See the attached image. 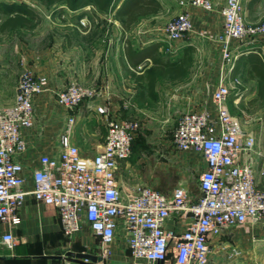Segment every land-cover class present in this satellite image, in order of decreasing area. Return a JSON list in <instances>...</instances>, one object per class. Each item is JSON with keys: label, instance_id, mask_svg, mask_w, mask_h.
<instances>
[{"label": "built area", "instance_id": "built-area-1", "mask_svg": "<svg viewBox=\"0 0 264 264\" xmlns=\"http://www.w3.org/2000/svg\"><path fill=\"white\" fill-rule=\"evenodd\" d=\"M176 2L182 8H213L211 0ZM219 12L220 31L212 34L201 30L197 34L219 44L221 67L230 70L236 56L231 42L264 36V18L246 23L241 0H224ZM80 23L88 24L85 20ZM163 31L169 40L189 36L193 26L188 13L184 9L176 12L166 20ZM142 67L138 64L136 69ZM47 82L44 74L23 66L12 102L0 107V222L18 223L19 207L30 194L36 201L55 207L61 232L68 240L85 221L99 240V254L104 259L110 255V244L117 234L123 236L129 264H154L157 260L165 264H215V257L233 258L241 253L226 236L246 222L264 221V189L255 186L251 163L243 156L252 148L253 135L243 131L240 119L227 105L228 94L237 90L236 76L228 82L220 80L211 90L212 109L205 105L186 108L175 121L174 146L198 153L203 161L197 177L199 195L193 199L180 185L168 193L147 184L123 188L117 169L130 153L137 120L111 115L106 106L96 105L95 110L104 116V138L90 155L84 154L70 139L71 111L99 90L77 82L49 88ZM45 90L65 108L66 122L58 136V152L38 154L31 170L32 187L25 189L19 159L27 148L22 129L31 126L33 99ZM172 214L177 225L166 229L165 221ZM19 239L10 230L1 232L0 246L12 251Z\"/></svg>", "mask_w": 264, "mask_h": 264}, {"label": "crops", "instance_id": "crops-1", "mask_svg": "<svg viewBox=\"0 0 264 264\" xmlns=\"http://www.w3.org/2000/svg\"><path fill=\"white\" fill-rule=\"evenodd\" d=\"M158 1L161 5L160 9L154 13L139 15L130 27L124 31V36L129 39L133 47H140L152 41H160L159 50L170 52L172 55H176L183 44H191L194 47V51L191 54V64L187 68L186 75L176 80L157 78L154 81V92L162 100L176 104L177 108H200L205 105L209 109H212V103L209 98L211 90L220 80L228 82L232 76L229 73L230 70L221 67L219 44L211 38L197 34V32L207 30L214 34L220 31L222 17L219 8L224 0H211L213 4L211 10L190 5L182 8L178 6L176 0ZM241 3L246 23H252L263 18L264 0H241ZM88 9L95 11L98 14V18L104 23V26L114 31V38L119 39V45L116 48L104 51V66L100 75L102 83L98 88L100 93L97 96L82 99L71 111L74 122L70 131V139L78 146L79 150L85 146L86 142L94 146L101 144L105 133L104 116L95 110V106L98 104L104 105L103 103L106 102V105L109 104L108 107L111 108L115 101H117L115 97L123 95L124 90L122 89L128 88H125V85L128 83L125 82L124 72L132 78L127 72L128 63L123 53V41L119 38L121 31L120 24L118 19L113 16L112 11L98 12L93 5L88 4L75 10L63 8L64 14H62L73 13L78 15L75 19L76 21H71V23L76 28H82L83 31H87L91 25V21L89 22L86 16ZM182 9L189 15L193 31L189 36L182 39L169 40L164 34L163 25L166 20ZM80 20L87 21V26L82 25ZM9 31L0 36H5ZM258 37V39L253 41L246 39L235 44L232 41L231 44L236 54L241 48L250 46H256L260 52L264 53V37ZM169 42H173L174 46H171ZM6 43L0 41V107L12 102L18 75L17 67L9 64L6 60H2L1 53L7 46L14 52H18L17 49L22 48L20 41H12L7 46ZM99 54H101L100 50H94V59L91 62H96ZM16 56L19 57L21 55L16 54ZM21 59H23L22 56ZM33 69L35 73L46 74V71H43V69L37 67ZM78 72L76 79L88 84V77L90 76L92 79L96 74V69H86L80 66ZM234 76L239 80L237 90L236 92L231 90L227 96V101L231 95L232 105L235 107L238 104H244L245 107L247 104H256L253 109L248 111L240 109L243 118V124L241 122L242 129L244 132L253 135L254 138L252 148L246 151L243 156L248 158L251 163L255 186L264 189V104H259L258 100L254 98V79L247 78L244 71H240ZM103 78H105V82H103ZM132 79L135 80L134 78ZM47 81L49 88L60 86L56 80L51 79L48 75ZM139 82L144 84L141 81ZM65 122L66 110L55 101L54 95L50 90L42 91L34 97L32 124L29 128L22 129L27 141V148L19 156L23 165V187L25 189L32 187L31 170L36 165L38 154L47 153L54 155L58 152V136L63 130ZM184 155L190 162L193 161L195 163L198 172L203 168V161L198 153L184 151ZM123 161H120L119 165ZM118 179L120 180L119 177ZM120 183L123 188H127L130 185H125L121 180ZM18 214L19 222L14 225H10L6 221L0 222V233L10 230L16 237L20 238L14 245V248H23V250L15 251L12 254L13 250L5 252L6 248L0 246V264H5V258H21L27 261L28 264H49L37 262L36 259L40 257L36 255L44 252L50 253L48 251L49 248L59 247L62 240L68 241L61 232L55 207L51 204L36 201L30 194H26L19 207ZM175 219L176 216L174 214L167 218L165 228L173 229L177 225ZM262 233H264V221L259 223L246 222L241 227L232 229L226 237L236 239V243L234 244L239 246L241 255L244 252L245 257L257 256L263 258L264 239L257 237ZM71 239L75 240L78 246H87L94 240L85 221L82 222L81 229ZM76 250L80 251V249ZM110 250V255L107 258L116 260L126 259L123 236L117 234L114 241L110 244ZM4 255L11 256L4 257Z\"/></svg>", "mask_w": 264, "mask_h": 264}, {"label": "rangeland", "instance_id": "rangeland-1", "mask_svg": "<svg viewBox=\"0 0 264 264\" xmlns=\"http://www.w3.org/2000/svg\"><path fill=\"white\" fill-rule=\"evenodd\" d=\"M15 1L27 3L38 12L39 17L31 29L16 28L10 30L5 36H0V41L7 42L6 46L12 41H20L22 45V48L17 49L18 52L10 50L7 46L1 53V59L17 67L18 73L23 66H27L33 71L34 67L45 70L51 79L60 84L58 88L69 82H77L98 89L102 83L100 75L104 66V51L119 45V39L114 38V31L104 26V23L98 18V14L92 9L87 10L86 16L88 21H91V25L87 31H83L82 28H76L71 23V21H76L78 16L76 14L65 13L63 15V13L62 16L57 17L53 12L56 7H46L40 0ZM262 17L264 18V15ZM169 43L174 46L173 42ZM235 43H240V41H234L233 44ZM94 50H100L101 54L98 55L99 58L96 62H91L94 59ZM16 54L21 55L23 59L21 56L17 57ZM80 66L86 69H96L95 76L92 79L90 76L88 77V84L76 79ZM43 74L47 77L45 73ZM124 75L125 82L128 83L125 88H128L122 89L124 90L123 95L115 97L119 102L115 101L111 108L108 107L109 104L106 105V102H102L108 108L109 114L134 118L138 122L130 153L119 165L117 176L125 185L147 184L164 193H168L174 186L180 185L185 189L188 198L193 199L199 194L197 188L198 168L193 161L190 162L185 158L184 151L178 150L172 142L174 124L183 109L177 108L176 104L167 100H162L156 93L153 97L144 96L143 99H138L136 92L143 87L142 83L133 80L125 72ZM97 95L98 93L94 96ZM255 106L254 103L247 104L246 107L244 104H238L233 107V112L243 124L240 109L248 111ZM80 150L82 153L90 155L95 150V146L86 142ZM237 228L239 227L235 229ZM257 237L264 239V233ZM93 238L94 240L87 246H78V243L73 239L62 240L59 247L49 248L48 251L54 253L59 248L68 247L72 250L80 249V251L99 253L100 242L95 236ZM232 238L229 242L236 243V239ZM20 250L22 251L23 248H13L12 254ZM6 251L8 252L7 249ZM172 253L171 250L170 262ZM41 262L77 264L62 258L57 260L46 258ZM215 264H264V257H245L243 252L242 255L240 253L233 258L215 257Z\"/></svg>", "mask_w": 264, "mask_h": 264}, {"label": "trees", "instance_id": "trees-1", "mask_svg": "<svg viewBox=\"0 0 264 264\" xmlns=\"http://www.w3.org/2000/svg\"><path fill=\"white\" fill-rule=\"evenodd\" d=\"M40 2L46 7L55 6L53 12L57 17L62 16L63 8L75 10L88 4L93 5L98 12L112 11L120 24L119 38L123 41V53L128 63L127 72L136 81L144 83L143 87L136 92L140 100L144 96H154V81L157 78L176 80L187 73V68L191 64V54L194 51L191 44H183L178 53L172 55L170 52L159 50L160 41L133 47L129 39L124 36V31L139 15L154 13L160 9L158 0H40ZM38 17V12L23 1L0 0V35L16 28L31 29L35 26ZM138 64H143L140 70L136 69ZM240 71H244L247 78L254 79V98L259 104H264V53L260 52L256 46L241 48L233 60L229 73L233 77ZM231 99L230 95L227 105L233 112L234 106ZM43 259L45 258H37L36 261L40 263ZM51 259L57 260V258ZM4 262L5 264H28L21 258H5Z\"/></svg>", "mask_w": 264, "mask_h": 264}, {"label": "water", "instance_id": "water-1", "mask_svg": "<svg viewBox=\"0 0 264 264\" xmlns=\"http://www.w3.org/2000/svg\"><path fill=\"white\" fill-rule=\"evenodd\" d=\"M11 255H4V257H10ZM40 258H57L66 259L68 261H73L77 264H128L127 260H116L110 258H102L99 253H91L79 250H72L68 247L59 248L58 251L54 253H41L36 255ZM154 264H165L161 260H157Z\"/></svg>", "mask_w": 264, "mask_h": 264}]
</instances>
